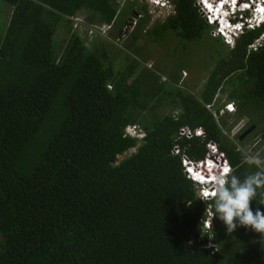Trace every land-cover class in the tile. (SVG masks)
<instances>
[{"label": "trees", "instance_id": "trees-1", "mask_svg": "<svg viewBox=\"0 0 264 264\" xmlns=\"http://www.w3.org/2000/svg\"><path fill=\"white\" fill-rule=\"evenodd\" d=\"M167 2L171 11L149 25L144 1L0 0V264H264V234L226 232L214 198H199L182 165L204 160L212 142L236 176L258 171L244 156L261 143L244 144L253 132L264 140V39L249 47L264 23L228 46L209 37L196 0ZM77 15L116 25L118 37L134 18L126 46L139 57V38L207 37L211 67L196 90L172 85L183 69L143 80L132 61L116 67L97 38L87 46L72 30ZM129 125L142 136L125 133ZM221 163L207 159L204 174ZM250 206L264 212V189Z\"/></svg>", "mask_w": 264, "mask_h": 264}, {"label": "clouds", "instance_id": "clouds-1", "mask_svg": "<svg viewBox=\"0 0 264 264\" xmlns=\"http://www.w3.org/2000/svg\"><path fill=\"white\" fill-rule=\"evenodd\" d=\"M201 2L198 4L204 15L206 11L203 6L205 7V4L201 5ZM211 2H216V7L213 8L212 13L206 12L211 19L208 20L206 16L205 20L214 26L213 30L227 45L231 46L234 38L244 29L259 27L264 23V0H234L231 1V4L225 0H211ZM261 35L264 39V33ZM129 126L125 127V133L134 137L142 136V132L136 126L134 133H130ZM244 162L250 166L254 165L258 171L249 173L241 179L234 174L231 167L225 166L222 171L218 168L219 173L213 175L210 181L192 178L193 169L186 167V164H191V162L183 161L182 165L186 175L195 183L199 198L202 190L212 187L211 197L214 198L212 218L215 216L222 221L226 232L232 233L238 226H244L264 234V212L259 209L253 211L250 206V202L256 198L258 190L264 189V158L259 153L245 155ZM201 173L204 174L203 169Z\"/></svg>", "mask_w": 264, "mask_h": 264}, {"label": "rangeland", "instance_id": "rangeland-1", "mask_svg": "<svg viewBox=\"0 0 264 264\" xmlns=\"http://www.w3.org/2000/svg\"><path fill=\"white\" fill-rule=\"evenodd\" d=\"M118 1L123 2L124 0H118ZM137 1L139 2L144 1V3L146 4L148 8V13L150 14L149 25L153 23L156 19L163 18L171 10V6L168 2H166V5L164 7H160V5L158 4L154 5L153 3H151L150 2L151 0H137ZM206 1L207 2L205 1L201 2V5L203 3L207 4L209 0ZM199 2L200 0H196V4L199 6L200 12L202 14V9L198 4ZM208 4L211 6L212 9L216 7V2H211V0L209 1ZM82 16L83 15H77V17L83 21ZM204 16L205 17L207 16L208 20L211 19L209 14L206 12ZM119 17H117L116 24H118V20L120 19ZM131 19L132 20L126 21L128 22L127 24L121 25V29L124 28L123 35H120L118 37V34L115 33L116 25H114V27L109 28V30L103 35L95 33L92 36H90L88 41L86 42V45L90 46L92 39L97 38L98 45L101 44L108 51L116 52V54H113L112 56V60L116 65V67L118 68L125 67L126 65H129L128 63L132 61L134 65L136 63V71L143 72V80H145V78H147L150 74L153 73L155 74V76L156 75L158 76L157 77L158 81L165 82L167 80V76L164 73H162V71L167 74H174L179 69H183L177 81L172 85L178 86L186 91H188L187 90L188 88L190 89L192 88L196 90L202 77L204 76L206 71L211 67V63L208 60V55H207L208 45H209L208 42L209 40L207 39V37L203 38L199 43L185 42L184 45L183 43L176 42V39L173 37V35H171L168 32H166L165 36L156 43L147 42L144 45L143 39L139 38L136 41H134V44L135 43L136 44L133 46V48L135 49L137 48L136 47L137 45L143 46L141 47V57H139L137 55V51H133L131 47L128 48L126 46V40L129 39V35L134 24V18ZM213 22H215V20H213ZM216 35L217 34L215 30H211V32L209 33V37H216ZM260 38L261 39L258 40V43H260L263 40L262 37ZM221 41L224 43L223 39H221ZM206 58L209 61V63L207 64V66L203 67ZM159 110L165 111L166 108L162 106L161 109ZM245 123L246 122L244 119L239 120L230 130V135L233 132L238 131ZM259 143H261L260 146L258 145ZM254 145H258L259 147L255 151H253V153H250V155L262 153V156H264V140L259 141L258 135H255L253 132L247 138L244 147L250 148V147H254ZM218 156H219L218 153H215L206 159H208L210 162L213 163H215L216 161L217 164ZM195 165L189 163L186 164V167H188V169L192 168V169H197V171H202L203 168L201 166V163L197 164L196 166ZM217 167L220 166L215 165L212 172L205 170V174L202 173L203 176L209 174L208 177H210L215 174H218L219 172H217ZM195 178L198 180H202V177L198 178L195 176Z\"/></svg>", "mask_w": 264, "mask_h": 264}, {"label": "built area", "instance_id": "built-area-1", "mask_svg": "<svg viewBox=\"0 0 264 264\" xmlns=\"http://www.w3.org/2000/svg\"><path fill=\"white\" fill-rule=\"evenodd\" d=\"M166 2H167V0H152L151 3H153L154 5H156L158 3V5H160V7H164L166 5ZM70 20L72 21V30H76L77 33L80 36H83V37L86 36L88 39H89L90 36H92L95 33L103 35L104 33H106L109 30V25L106 24V23H102V24H99V25H95V24L85 25V24L82 23V20L80 18H78L77 16L76 17H71ZM258 40H260V38L255 39L253 41V43L249 45V47L252 48V49H255L256 46L260 45V43H258ZM224 110H226L228 112L233 111L232 104H230V103L226 104L224 106ZM134 129H135V126H133V125H130L128 127V131L130 133H134ZM182 132H184V131L181 129V133ZM185 133L189 134L188 131H186ZM201 133L202 132H201L200 128H198V129H196L194 131V134H196V135H200ZM233 133L230 136H232ZM206 146H207V148L209 150L206 158H209L211 155H213L215 153H218V155H219L218 159L222 162L221 165H220L221 171H222L223 167L228 166L226 161H225V159H224V157H223V154L219 153L216 150V147H215V145L212 142L207 143ZM206 158L203 161H199V162L191 163V164L192 165L193 164L197 165V164L201 163V166H202V163L207 160ZM199 172H202V171H199ZM192 178H195V175H192ZM211 191H212L211 187H207L205 190H202L201 191L202 194H201L200 198L202 200H207V199L211 198ZM211 216L212 215H211L210 211L207 209L206 210V218L203 221V227L204 228H209ZM207 246L210 247L212 245L210 243H208Z\"/></svg>", "mask_w": 264, "mask_h": 264}, {"label": "bare ground", "instance_id": "bare-ground-1", "mask_svg": "<svg viewBox=\"0 0 264 264\" xmlns=\"http://www.w3.org/2000/svg\"><path fill=\"white\" fill-rule=\"evenodd\" d=\"M200 1H201V0H200ZM203 1L207 2L206 0H202V2H203ZM226 1H229V3H231V1H234V0H225V2H226ZM208 3H209V2H208ZM208 3H207V4L205 3V7L203 6V8L205 9L206 12H208V11H210V10L213 12V9L211 8V6H210ZM213 4H214V3H213ZM211 11H210V13H212ZM241 140H242V139H241ZM203 180H204V181H208V180H205V179H202L201 181H203Z\"/></svg>", "mask_w": 264, "mask_h": 264}, {"label": "water", "instance_id": "water-1", "mask_svg": "<svg viewBox=\"0 0 264 264\" xmlns=\"http://www.w3.org/2000/svg\"><path fill=\"white\" fill-rule=\"evenodd\" d=\"M133 24V23H132ZM253 128V125L249 126L248 128H246L243 132H241V134L238 136V140H240L242 137H244L247 133H249V131Z\"/></svg>", "mask_w": 264, "mask_h": 264}, {"label": "flooded vegetation", "instance_id": "flooded-vegetation-1", "mask_svg": "<svg viewBox=\"0 0 264 264\" xmlns=\"http://www.w3.org/2000/svg\"><path fill=\"white\" fill-rule=\"evenodd\" d=\"M130 18H131V17H130ZM129 20H130L129 17H127V18L125 17V21L123 22L124 25L127 24L128 22H126V21H129ZM132 22H133V21H132ZM123 29H124V28H123ZM123 29H122V30H123Z\"/></svg>", "mask_w": 264, "mask_h": 264}, {"label": "crops", "instance_id": "crops-1", "mask_svg": "<svg viewBox=\"0 0 264 264\" xmlns=\"http://www.w3.org/2000/svg\"><path fill=\"white\" fill-rule=\"evenodd\" d=\"M88 39V38H87Z\"/></svg>", "mask_w": 264, "mask_h": 264}]
</instances>
